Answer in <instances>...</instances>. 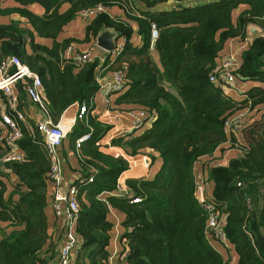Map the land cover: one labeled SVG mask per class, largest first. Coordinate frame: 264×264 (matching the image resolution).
Masks as SVG:
<instances>
[{
  "label": "trees",
  "instance_id": "trees-1",
  "mask_svg": "<svg viewBox=\"0 0 264 264\" xmlns=\"http://www.w3.org/2000/svg\"><path fill=\"white\" fill-rule=\"evenodd\" d=\"M2 1L0 16L12 17L0 23V64L15 56L39 76L54 123L73 103L90 106L98 90L99 60L76 64L65 54L76 40L59 39L80 12L97 5L105 11L86 21L79 42L93 45L105 29L123 38L121 50L103 62L104 72L118 71L125 82L114 107L155 113L146 128L110 142L135 159L149 157V165L161 161L152 176L126 181L141 199L135 204L99 196L113 190L128 169L126 159L100 150L109 126L86 113L68 133L72 148L76 138L90 134L79 150L78 169L84 181L93 180L74 184L80 205L76 232L82 241L75 264H107L113 235L109 208L123 215L120 239L129 250L125 264H227L205 233L208 213L195 195L198 163L210 186L206 200L224 217L237 264H264V0H175L176 5L158 11L139 10L135 0H13V7H3ZM139 1L152 8L168 0ZM64 2L69 8L61 13ZM35 3L42 15L27 8ZM114 5L120 16L108 13ZM133 24L141 44L131 40ZM151 25L158 32L154 49ZM249 25L261 32L252 35L234 72L243 98L226 97L209 77L226 44L247 38ZM23 86L17 84V108L29 112L32 104ZM239 113L246 114L241 128L226 131L225 122ZM19 128L22 161L5 160L0 142V264H53L57 243L48 232L46 213L50 159L33 118L26 114ZM225 147L238 155L214 164ZM9 174L15 180L6 181Z\"/></svg>",
  "mask_w": 264,
  "mask_h": 264
},
{
  "label": "built area",
  "instance_id": "built-area-1",
  "mask_svg": "<svg viewBox=\"0 0 264 264\" xmlns=\"http://www.w3.org/2000/svg\"><path fill=\"white\" fill-rule=\"evenodd\" d=\"M104 11L105 8L102 5H97L93 8L83 10L80 12L79 17L85 21H89L98 13ZM262 35L264 36V34ZM157 36L158 32L155 25H151L152 43L155 42ZM95 46L96 42L94 43V47ZM121 48L122 45L118 46L116 44V48L110 53H107L110 58H112L117 52H119V50H121ZM65 54L67 58L71 59L76 64L91 62L95 59V56L92 54V49L75 51L73 46H68ZM105 58H107V56ZM105 58L100 61L96 68L95 81L98 86V91H102L103 100L108 107L109 96L120 92L122 93L125 90V82L122 73L118 71L110 72L108 78L102 77V73L104 72L103 62ZM238 65L239 58L236 54L228 53L220 59L218 64L211 71L209 80L215 83L226 97L232 96V93L234 95H242L243 89L238 86L239 84L237 83L234 74ZM21 82L24 83L23 89L25 96L37 109L36 117L33 118L34 124L42 136L44 147L50 159L48 178L51 181L52 187L51 207L55 216L62 219L61 228L59 230L60 241L57 247L54 264H75L82 241L76 232V223L80 205L77 196L78 190L74 184L76 180H79L81 183H91L93 180L90 177L87 181H84V179L78 177L75 181L66 184L64 179V163L60 148L62 142L67 138L68 133L72 128L61 124L63 115L57 123L53 122L49 109L45 103L42 83L39 76L15 56L6 58L0 64V142L5 151L4 159L22 161L24 158L23 154L19 152L17 147V141L21 137L19 121L24 122L26 114H28V112H23L17 108L18 94L16 88L17 84ZM113 110L114 109L109 110V108H107V110H104V113L96 114L92 103L90 106L83 103L78 106L76 114L72 118L73 125L75 124L76 119H81L86 113L95 115L98 119L99 116L103 114V120L105 121V124L109 126V131L116 128V122L118 121V115ZM124 113L130 120L131 128L133 130L141 128L148 119H151L155 115L154 112H148L145 110H126ZM245 116V113H239L232 119L227 120L225 122V130L228 132L239 130L242 126L241 121L245 119ZM89 137L90 134L87 133L76 138L74 141V150L79 153L81 145L86 142ZM126 160L129 169L135 162V158L129 157V159L126 158ZM136 160L145 168L150 162L149 157L145 155L139 156ZM214 164L217 165L219 163ZM195 181L196 198L202 203L208 213L205 233L213 239L221 242L223 245L228 246L229 242L227 241L224 232V217L220 215L213 208L211 203L206 200L208 199V196L206 195V188L208 185L207 177L203 173L197 172L195 174ZM238 185H240V183H238ZM99 196L103 200L106 196L128 199L129 202L133 204L138 203L141 200L140 198L135 197L133 191L127 186L126 181L122 179L121 174L116 181L114 189L108 192H103ZM114 230L116 232L119 230L118 222L115 223ZM115 236L116 240H114H118L119 247L111 252L110 257L117 259L116 264H125L129 250L123 240L120 239L119 236L121 235L116 234Z\"/></svg>",
  "mask_w": 264,
  "mask_h": 264
},
{
  "label": "crops",
  "instance_id": "crops-1",
  "mask_svg": "<svg viewBox=\"0 0 264 264\" xmlns=\"http://www.w3.org/2000/svg\"><path fill=\"white\" fill-rule=\"evenodd\" d=\"M134 5L137 6V8L139 10L158 11V10H166V9L171 8L172 6L176 5V1L174 3H172V2H170V0H168L166 2H163V3H160L156 6H153L152 8H148L143 2H141L139 0H135ZM2 6L3 7H13V6H17V4L13 0H3ZM27 8L29 10H31L32 12H34L35 14H38V15L43 14V8L39 4L35 3L32 5H28ZM68 8H69V3L64 2L61 4L59 12L62 13L64 11H66ZM107 11L111 16H113V15H119L120 16L121 15V11L119 9H115L114 7H111V9H109ZM10 17H12V16H0V23H8L10 21L9 20ZM71 22H73L74 25H70ZM71 22L67 26L64 27V29H63L60 37H59L60 40L65 39V38H78L79 40L83 39V36L77 37V35L81 36V35L85 34L84 32H85L86 21L78 16L75 19H73ZM249 26L247 28V38L243 39L244 43L241 44L240 39L230 40L226 44L224 50L221 52L218 61L228 53H235L236 56L239 58V56L241 55V52L247 46L248 41L252 37V35L250 34V31H249ZM252 26L255 27V29L258 31V33L261 32V29L257 25H252ZM134 30H135V32H134L131 40L134 43L141 44L140 37L136 31V25H135ZM36 40L42 42L43 44H45L47 46L51 45L50 40L39 39V38H37ZM72 44H73V48L75 51H86V50L92 49V54L95 56V59L99 60V62L103 58L108 56V53L105 50L101 49L100 47H97V45L94 47V43H93V46L87 42H79L78 44H75L74 42H72ZM120 45L123 46V43ZM151 54H152L153 60L155 62H157V64L159 65L157 52L152 50ZM102 75H103L102 77L108 78L110 76V71H105L102 73ZM238 86L241 87V84H239ZM113 95L109 96V98H108V102H109L108 107L103 100L102 91L97 90L96 93L94 94L92 102H91L95 108L96 114L104 113V110H107V108H109V110L114 109L113 111L118 115V121L116 122V128L109 130L103 136V138L100 140V142H99L100 150L104 153H107V154H111L114 156H122L125 159L126 158L129 159V157H131V156H129L121 147L111 145V143H110L112 139H114L116 137L128 135L133 130L131 128L130 120L128 119V117H126V115L124 113L126 111V109H119V108L114 107V105H116L115 104L116 98L113 99ZM233 96L237 99L243 98L242 95L240 96V95H234L233 94ZM78 106H79L78 103H73L71 106H69L63 112V118H62L61 124L65 125L66 127L72 128V126H73L72 118L75 116ZM36 114H37V109L35 108L34 105H30L29 106V112H28L29 117L35 118ZM102 116H103V114L99 116V120H101L102 122L105 123ZM142 127H144V125ZM226 148L227 147L224 148V151H221V152L216 154L215 157L219 158V160H217L216 163L226 164L229 157L238 155L237 150L226 149ZM60 153H61L63 163H64V170H65L64 179L66 181V184H68V183H71L72 181H75L80 175L79 169H78V152H76L74 150V148L71 147L69 139L66 138L62 142V145L60 148ZM136 159H135V162L132 164L131 168H129V169H127L121 173V177L125 181H127L128 179H133V178L150 177L155 173V171L157 170V168L161 164L160 160H156L152 163V165H148L145 168ZM206 159H203L201 161L207 162ZM207 164L209 165L210 163H207ZM200 166H201V163H198V165H197L198 172H201ZM8 177H9V180L5 179L6 181L15 180V177L12 176L11 174H9ZM7 188H8V190H11L12 186L10 184H8ZM50 190H51V192H50L49 202H48V205L46 207V213L48 216V223H49L48 232L52 235L53 239L56 240V243H57L56 253H57V247H58V244L60 241L59 230L61 228L62 219L56 217L54 212H53V209L51 207L52 187L50 188ZM209 194H210V186L208 184L207 188H206V195L208 196ZM107 218L109 221H111L113 223V230H114V225L116 222L119 223V228H120L121 221L123 220V215L117 209L109 208ZM123 231H124V228L122 231H119V230L117 232L115 231V235L116 234L121 235L123 233ZM115 235L113 232L112 237L113 236L114 237L113 238L111 237V240L109 241V245L107 247V250L109 251L110 256H111V252H113L114 249H118V247H119L118 240L115 241L116 240ZM209 242L211 243V245L213 246V248L215 250H217L218 252H220L223 255L227 264H237V256H236L234 248L231 245H228V246L224 245L225 246L224 251H221L218 247L219 245L214 243L210 236H209ZM110 256L108 257L107 264H111L110 262L114 261V259H115L114 257L111 258ZM55 258H56V255L52 261L53 264H54ZM116 263L114 262V264H116Z\"/></svg>",
  "mask_w": 264,
  "mask_h": 264
},
{
  "label": "water",
  "instance_id": "water-1",
  "mask_svg": "<svg viewBox=\"0 0 264 264\" xmlns=\"http://www.w3.org/2000/svg\"><path fill=\"white\" fill-rule=\"evenodd\" d=\"M249 31L251 35H255L258 31L252 25L249 26ZM118 38L117 34L110 30L101 31L96 37V45L106 52L110 53L116 48V39ZM154 43H152L151 48L154 49ZM199 197V194H198Z\"/></svg>",
  "mask_w": 264,
  "mask_h": 264
},
{
  "label": "rangeland",
  "instance_id": "rangeland-1",
  "mask_svg": "<svg viewBox=\"0 0 264 264\" xmlns=\"http://www.w3.org/2000/svg\"><path fill=\"white\" fill-rule=\"evenodd\" d=\"M170 2L174 3L175 0H170ZM111 7H114L115 9H119L117 5H114V6H111ZM111 7L108 8V10L111 9ZM119 10H120V9H119ZM121 12H122V11H121ZM73 22H74V21H73ZM73 22H71L70 25H74ZM133 25H134V29H135V24H133ZM82 36L84 37V34L81 35V36H78V35H77V37H82ZM73 39L76 40V41H74L75 44H78V43H79V41H78L79 39H78V38H73ZM240 41H241V42H240L241 44L244 43V40H240ZM116 43H117V45L119 46L120 44L124 43V39L118 37V38L116 39ZM92 46H93V45H92ZM125 90H126V88H125ZM120 94H121V92H120V93H116V94H114V95L112 94V95H113V99H115V98H116L117 96H119ZM231 95L233 96V93H232ZM151 120H152V118H151V119H148L146 125H145L143 128H146V127L150 124ZM138 132H140V130H138L136 134H139ZM135 164H136V163H135ZM121 222H122V221H121ZM122 230H123V226L120 225L119 231H122ZM113 232L115 233V230H113ZM211 239L213 240L214 243H216L217 245H219L218 247H219V249H220L221 251H224L225 246H224L221 242H219V241L213 239L212 237H211ZM114 262L116 263V262H117V259H114V261H111L110 263H111V264H114Z\"/></svg>",
  "mask_w": 264,
  "mask_h": 264
},
{
  "label": "clouds",
  "instance_id": "clouds-1",
  "mask_svg": "<svg viewBox=\"0 0 264 264\" xmlns=\"http://www.w3.org/2000/svg\"><path fill=\"white\" fill-rule=\"evenodd\" d=\"M117 44V43H116Z\"/></svg>",
  "mask_w": 264,
  "mask_h": 264
}]
</instances>
